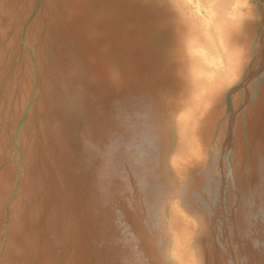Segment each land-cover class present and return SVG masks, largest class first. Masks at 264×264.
<instances>
[{"label":"rangeland","instance_id":"rangeland-1","mask_svg":"<svg viewBox=\"0 0 264 264\" xmlns=\"http://www.w3.org/2000/svg\"><path fill=\"white\" fill-rule=\"evenodd\" d=\"M188 255L264 264V0H0V264Z\"/></svg>","mask_w":264,"mask_h":264},{"label":"bare ground","instance_id":"bare-ground-1","mask_svg":"<svg viewBox=\"0 0 264 264\" xmlns=\"http://www.w3.org/2000/svg\"><path fill=\"white\" fill-rule=\"evenodd\" d=\"M229 22H230V20H228L226 23L223 22V21H221V22H218L215 25L216 28H218V24H219V29L220 28L222 30L224 29V31H223V37L226 38L225 39L226 43H227L228 37H229L228 36V30L231 29L232 26H235L234 24L229 25L230 24ZM206 36L209 39H210V37H212L210 33H208V34L206 33L205 34V37ZM212 86L211 85H201V83L199 82L198 90H197V93L195 95L194 104L192 105V107L190 108V110H188V112L185 113V115L182 117V121L180 122L182 124L183 129L186 131V134H188L190 125L192 123L194 124V128L192 129V132H194L195 126L197 125V122L200 119L201 114L205 111V109L207 107L206 105L208 103L206 104V101H207L206 99H208L209 95L211 94V88H212ZM174 164H177V162H174ZM183 263L184 264H191V257L188 255V257H186V258L183 259Z\"/></svg>","mask_w":264,"mask_h":264}]
</instances>
